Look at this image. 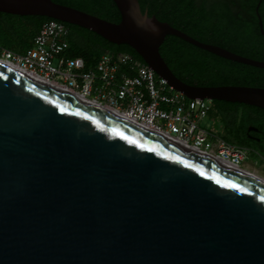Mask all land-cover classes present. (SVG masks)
Masks as SVG:
<instances>
[{
  "label": "water",
  "instance_id": "1",
  "mask_svg": "<svg viewBox=\"0 0 264 264\" xmlns=\"http://www.w3.org/2000/svg\"><path fill=\"white\" fill-rule=\"evenodd\" d=\"M112 1L119 23L52 0H0V13L127 45L188 99L264 110V88L189 85L159 48L175 36L232 62L263 61L200 42L137 0ZM0 264H264V185L0 65Z\"/></svg>",
  "mask_w": 264,
  "mask_h": 264
},
{
  "label": "trees",
  "instance_id": "2",
  "mask_svg": "<svg viewBox=\"0 0 264 264\" xmlns=\"http://www.w3.org/2000/svg\"><path fill=\"white\" fill-rule=\"evenodd\" d=\"M112 23L120 14L112 0H52ZM142 12L207 44L222 47L239 56L264 62V0H137ZM52 19L0 13V48L25 53L41 25ZM55 21V20H54ZM64 24L69 32V56L83 57L93 66L105 53H128L143 60L127 45L112 44L86 29ZM159 53L173 74L189 85L247 86L264 88V69L232 62L197 48L175 36H166ZM214 112L225 130L240 146L264 155V110L256 107L212 101ZM257 129V133L249 131ZM255 135L258 140H251ZM223 137V136H222ZM223 139L229 143L225 137Z\"/></svg>",
  "mask_w": 264,
  "mask_h": 264
},
{
  "label": "built area",
  "instance_id": "3",
  "mask_svg": "<svg viewBox=\"0 0 264 264\" xmlns=\"http://www.w3.org/2000/svg\"><path fill=\"white\" fill-rule=\"evenodd\" d=\"M68 37L64 24L46 21L25 53L0 48V62L162 138L241 167L249 150L201 126L214 112L212 101L184 97L128 53H105L88 66L83 57L69 56Z\"/></svg>",
  "mask_w": 264,
  "mask_h": 264
},
{
  "label": "rangeland",
  "instance_id": "4",
  "mask_svg": "<svg viewBox=\"0 0 264 264\" xmlns=\"http://www.w3.org/2000/svg\"><path fill=\"white\" fill-rule=\"evenodd\" d=\"M201 126L217 134L221 138L225 137V139L230 144L243 147V146H240L238 140L235 139L234 136L228 132V130H225L223 128L222 123L218 119L208 116L206 119L203 120V122L201 123ZM248 150L249 152L247 156L244 158V160L240 163V166L246 169L248 172H252L264 178V155H261L250 149Z\"/></svg>",
  "mask_w": 264,
  "mask_h": 264
},
{
  "label": "bare ground",
  "instance_id": "5",
  "mask_svg": "<svg viewBox=\"0 0 264 264\" xmlns=\"http://www.w3.org/2000/svg\"><path fill=\"white\" fill-rule=\"evenodd\" d=\"M0 65L5 67V68H7V69L12 70V71L24 74V75L30 77L31 79L35 80L33 77H31L30 74H27L26 72H24L22 70H19V69H17L16 67H14L12 65H9V64H6V63H2V62H0ZM77 99L89 104L90 106H92L94 108L103 110L106 113L111 114L112 116H114L116 118L122 119L119 116H117L114 112L110 111L109 109H106V108L100 107V106H98L96 104H93V103H90L88 101L82 100L81 98H77ZM191 151L196 153V154H198V155H201L202 157H205V158H207V159H209V160H211V161H213L215 163H218V164H220L222 166H225V167H227V168H229V169H231L233 171H236V172H238V173H240V174H242L244 176H247L248 178H251V179H253V180H255V181H257V182H259V183L264 185V178L254 174V173L248 172L246 169H244L242 167H238V166H236V165H234V164H232L230 162L224 161V160L220 159L219 157L209 156L207 154H204V153H201V152H197V151H194V150H191Z\"/></svg>",
  "mask_w": 264,
  "mask_h": 264
},
{
  "label": "clouds",
  "instance_id": "6",
  "mask_svg": "<svg viewBox=\"0 0 264 264\" xmlns=\"http://www.w3.org/2000/svg\"><path fill=\"white\" fill-rule=\"evenodd\" d=\"M129 15L133 18V20L137 23V25L141 28L146 27L145 20L140 17L138 10L136 9L135 5H133L129 10Z\"/></svg>",
  "mask_w": 264,
  "mask_h": 264
},
{
  "label": "flooded vegetation",
  "instance_id": "7",
  "mask_svg": "<svg viewBox=\"0 0 264 264\" xmlns=\"http://www.w3.org/2000/svg\"><path fill=\"white\" fill-rule=\"evenodd\" d=\"M257 132H254V133H257ZM250 139L253 140V141L258 140V138L255 135H250Z\"/></svg>",
  "mask_w": 264,
  "mask_h": 264
},
{
  "label": "crops",
  "instance_id": "8",
  "mask_svg": "<svg viewBox=\"0 0 264 264\" xmlns=\"http://www.w3.org/2000/svg\"><path fill=\"white\" fill-rule=\"evenodd\" d=\"M252 173V172H251Z\"/></svg>",
  "mask_w": 264,
  "mask_h": 264
}]
</instances>
